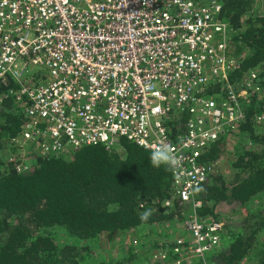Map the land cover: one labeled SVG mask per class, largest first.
Returning a JSON list of instances; mask_svg holds the SVG:
<instances>
[{"label":"built area","instance_id":"1","mask_svg":"<svg viewBox=\"0 0 264 264\" xmlns=\"http://www.w3.org/2000/svg\"><path fill=\"white\" fill-rule=\"evenodd\" d=\"M221 0H0V98H16L26 124L12 138L16 168L34 153H70L125 137L179 157L175 194L190 201L186 232L168 238L163 264H211L223 222L199 215L195 191L215 171L202 155L240 128L256 73H231ZM1 102V99H0ZM259 117H264V113ZM166 204L169 200L165 201Z\"/></svg>","mask_w":264,"mask_h":264},{"label":"trees","instance_id":"2","mask_svg":"<svg viewBox=\"0 0 264 264\" xmlns=\"http://www.w3.org/2000/svg\"><path fill=\"white\" fill-rule=\"evenodd\" d=\"M220 15L232 28L235 51L245 52L231 73L239 79L241 68L264 64V0L255 11L254 0H221ZM0 87V92H2ZM252 97L243 104L244 121L240 128L256 146H243L235 153L234 174L227 180L223 173H211L196 189L201 205L199 215L218 218L224 206L244 204L264 192V132L253 126L252 117L262 103ZM0 102V264H77L75 242L58 243L51 230L62 227L74 240L89 239L102 232L125 231L139 225L164 227L162 241L149 242L162 248L167 233L184 221L192 205L175 194L173 168L153 167L151 150L125 137L116 148L104 144L84 145L70 153H34L31 164L16 168L13 154L4 156L7 143L26 124L16 98L2 96ZM226 138L211 143L202 159L212 162L223 152ZM169 200L166 204L165 201ZM151 211L146 221L140 219ZM223 243L207 252L211 264H264V204L224 225ZM161 230V229H159ZM186 232L183 228L179 234ZM129 246L127 254L101 264H163L142 256ZM148 250V249H147Z\"/></svg>","mask_w":264,"mask_h":264},{"label":"rangeland","instance_id":"3","mask_svg":"<svg viewBox=\"0 0 264 264\" xmlns=\"http://www.w3.org/2000/svg\"><path fill=\"white\" fill-rule=\"evenodd\" d=\"M255 11L260 12L262 10L260 0H254ZM229 46L233 53H238L241 57L245 56V52L242 49L235 51V44L231 38L229 41ZM244 55V56H243ZM248 72L256 73V94L254 95L258 102L262 103L264 107V64H260L254 67L241 68V76ZM264 113V108H262L258 113H255L252 117L253 126L258 132H264V117H259L260 114ZM226 138L223 152L220 156L213 160L212 163L215 166V171H220L223 173L224 177L229 180L234 174V168L231 166V162L235 156V153L240 150L243 146H256L254 142L250 140L247 132L241 128L228 133L223 136ZM4 156L11 155L14 150H11L10 145L7 143L6 147L1 149ZM66 154V153H65ZM71 154V153H68ZM214 171V172H215ZM264 204V192L260 193L258 196L249 199L244 204H235L234 206H224L219 210V217L217 220H221L223 225L230 221L232 218L241 217L245 215L248 211L255 209L256 207ZM216 219V218H214ZM185 221V220H184ZM184 221L176 224L175 229L171 228L167 233L166 238H171L177 236L180 231L184 228ZM150 226L139 225L125 231H112V232H102L98 236L91 237L89 239H79L74 240L62 227H54L51 230L54 240L58 243L65 242H75L77 245V264H101L102 262H107L109 260H115L121 258L127 254L129 251V246L134 245V252L140 257L136 263H140L142 256L148 257V259L154 261L156 257V251L159 246H153L149 250V242L162 241V236H165L162 231L164 227L158 228L157 226L149 229ZM224 227V226H223ZM161 229V230H159ZM226 230V229H224ZM260 240L264 239V229H262L259 234ZM148 249V250H147ZM241 264H252V260L244 259Z\"/></svg>","mask_w":264,"mask_h":264},{"label":"clouds","instance_id":"4","mask_svg":"<svg viewBox=\"0 0 264 264\" xmlns=\"http://www.w3.org/2000/svg\"><path fill=\"white\" fill-rule=\"evenodd\" d=\"M150 163L153 167H161L164 166L168 169L178 167L180 165V159L177 157L172 148L166 144H160L158 146H154L150 153ZM151 215V211H146L140 217L142 221H146Z\"/></svg>","mask_w":264,"mask_h":264}]
</instances>
